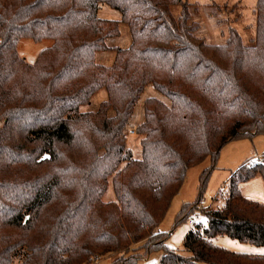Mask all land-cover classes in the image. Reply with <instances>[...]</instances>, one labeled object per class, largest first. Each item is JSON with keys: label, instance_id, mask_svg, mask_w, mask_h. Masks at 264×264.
<instances>
[{"label": "trees", "instance_id": "obj_1", "mask_svg": "<svg viewBox=\"0 0 264 264\" xmlns=\"http://www.w3.org/2000/svg\"><path fill=\"white\" fill-rule=\"evenodd\" d=\"M101 4L121 21L101 19ZM256 16L255 46L235 31L211 46L196 36L184 0H0V264H90L116 254L113 264H140L159 252L155 264H264L214 243L226 236L264 247V204L239 188L264 180V154L234 173L223 207L188 231V256L158 231L191 168L211 162L178 224L202 203L223 148L264 136V0ZM120 24L132 43L110 48ZM23 39L54 43L29 64L17 49ZM105 51L116 52L110 67L95 60ZM149 85L170 104L146 100L142 159L133 160L125 133ZM103 89L99 110L81 113ZM111 179L116 201L106 203Z\"/></svg>", "mask_w": 264, "mask_h": 264}, {"label": "rangeland", "instance_id": "obj_2", "mask_svg": "<svg viewBox=\"0 0 264 264\" xmlns=\"http://www.w3.org/2000/svg\"><path fill=\"white\" fill-rule=\"evenodd\" d=\"M191 10V22L199 25L196 36L202 39L207 45L225 46L231 37V32H237L245 46H255L257 40V0H184ZM176 16L181 12L180 7L173 9ZM98 16L103 20L121 21V13L112 9L106 4H101ZM52 40L35 42L30 39H23L18 44L19 56L29 64H34L40 53L53 45ZM132 43L131 31L128 25L120 24V36L107 40V45L113 49H127ZM116 58L115 51H105L96 54V63L110 67ZM156 98L166 104L170 101L157 92L152 85H149L137 103L134 114L130 120L129 128L125 133L127 149L130 151L133 160L142 159V140L144 137L138 133V128L145 122L144 105L147 99ZM107 100L105 89L93 96L87 106L80 108V112L95 113L101 104ZM113 115V113H111ZM264 154V136L234 141L223 148L216 163V169L212 174L202 203L195 206L199 210L198 223H205L204 213L208 210L220 209L224 205L226 192L224 187L231 181L234 173L244 163L258 159ZM210 160L201 165L191 168L184 182V185L174 198L171 207L159 226L158 231L168 234L166 245L183 256H188L184 251V238L192 228L187 221L177 223L178 215L185 205L195 203L200 195V176L210 166ZM126 164L121 166L124 168ZM231 177V179H230ZM244 196L252 201L264 204V180L259 175L256 178L242 183ZM222 190V191H221ZM221 192V193H220ZM218 199V200H217ZM104 201H116L112 179L110 180L107 194ZM214 243L234 253L249 254L252 256L264 257V247L242 243L229 237H218ZM163 256L162 252L153 253L140 261V264L158 263ZM120 258L119 254L100 258L90 264H113Z\"/></svg>", "mask_w": 264, "mask_h": 264}, {"label": "built area", "instance_id": "obj_3", "mask_svg": "<svg viewBox=\"0 0 264 264\" xmlns=\"http://www.w3.org/2000/svg\"><path fill=\"white\" fill-rule=\"evenodd\" d=\"M199 217H200V212L199 210H195L193 213H191L189 215V218H188V224L193 227L197 224L198 220H199Z\"/></svg>", "mask_w": 264, "mask_h": 264}, {"label": "crops", "instance_id": "obj_4", "mask_svg": "<svg viewBox=\"0 0 264 264\" xmlns=\"http://www.w3.org/2000/svg\"><path fill=\"white\" fill-rule=\"evenodd\" d=\"M230 179H231V177H230ZM241 185H242V184L239 185V188H240L242 194L244 195V193H243V191H242V188H241V187H242ZM224 188H225V187H224ZM223 190H224V189H223ZM221 191H222V190H221ZM244 197H245V196H244Z\"/></svg>", "mask_w": 264, "mask_h": 264}]
</instances>
